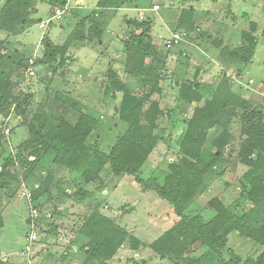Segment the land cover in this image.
I'll return each instance as SVG.
<instances>
[{
	"label": "rangeland",
	"instance_id": "rangeland-1",
	"mask_svg": "<svg viewBox=\"0 0 264 264\" xmlns=\"http://www.w3.org/2000/svg\"><path fill=\"white\" fill-rule=\"evenodd\" d=\"M118 1L122 9L117 16L115 13L114 24L109 25V28H103V31L107 29L102 39L103 44L100 43L102 40L98 41L95 38L92 28L96 25L106 26L107 19L89 24L77 23L76 31L73 30L77 38L76 43L79 44L74 45L73 49L85 48L92 46L93 42L96 43L92 46L95 49L92 54L95 60L93 65L95 73L87 86H84L86 79L82 77L86 74V63L90 58L85 57L83 53L78 55L76 51L73 53L70 51L72 46L67 57H62V54L58 53L53 60H44L45 41L49 39L52 42H62L70 34L71 30L66 24L68 18H71L68 13L62 15L60 19H54L51 25L43 29L36 19L38 16L29 11L25 23L14 32L0 29L2 57L0 72L10 78L13 86L9 92L15 98V103L21 104L20 107L24 110L20 116L12 107L8 115L11 118L8 124L13 130L12 153L18 162L25 159L32 148L26 143L31 137L29 123L36 125V116L42 111L49 115L48 127H52L60 117H65L69 121L78 118L80 110L56 97L57 94L64 96L67 87L74 88L78 83L83 85L80 92L84 101L102 105V108L98 110L96 108V111L103 112L102 121L107 125L105 124V129L98 132L99 135L89 140L101 152L109 153L128 127V123L120 116L125 93L137 95V98L142 96L140 90L150 94V99L143 104L144 113L141 119L143 124L149 125L145 113L150 112L151 116H156L153 130L158 139L156 147L140 171L134 175L113 176L111 168L107 165L101 171L99 179L86 182L82 170L63 168L61 173L55 174L50 185L51 199L48 200L50 197L45 194L38 200V205L33 202L37 209L35 214L32 212L34 209L32 205L22 196L20 185L24 181L33 190L44 184L53 163L54 152H49L41 158L36 168L30 172L19 163L10 166L15 177L12 175L10 178H0V230L4 228V237L0 242V260L1 251L9 250L14 253L19 250L24 237L25 240L27 238L26 233L28 235L31 230H35L39 236L36 243L38 246L44 228H48L49 233L54 235L53 242L59 240L56 236L58 233L64 235L63 240L72 233L77 237L85 221L94 211L102 214L99 209L102 202L93 207L88 203L89 192H100L104 187L112 189L116 186L120 187L115 198V202L119 203L115 204L117 221L110 219L125 228L134 237L138 247H132L128 240L124 243L126 248L121 246L112 261L96 264H132L136 259L146 260L145 264H183L177 256L162 258L161 254L151 247L164 234L177 235V226L181 219L174 204L160 196L156 188L149 185L151 182L163 185L171 174V164L178 162L182 156L186 155L194 161L199 159L209 161L215 154L214 142L221 129L212 128L204 132H195V139L188 148L184 147L183 138L187 134L195 107L202 106L206 100H210L223 79L229 82L235 94L242 97L244 104L237 107V117L232 118L230 143L222 150L221 158L217 159L215 165L203 176L199 189L187 201L183 214L187 218L200 216L207 222L217 214L212 205L214 200H218L238 215H243L252 206L248 198L249 183L245 179L250 167L243 163L239 150L245 140L241 135L242 113L253 107L258 108L264 122V0ZM155 5H158L159 9L155 10ZM190 7L194 11L192 21L179 25L181 10ZM50 16L46 13L42 17L47 20ZM133 20H150L152 26L146 39L148 51L145 62L148 70L142 75L129 73L125 67V41L135 29L134 24L130 23ZM62 24L65 26L64 29H61ZM252 24H256L255 30H252ZM244 32L255 37L257 42L255 56L249 63H246L243 57H237V54H245L241 50ZM174 33H179L181 40L176 45L166 46L165 40L172 38ZM53 45L58 46L54 42ZM223 49L226 50L224 53ZM34 51H38L39 58L36 62V74L28 78L25 77L23 70L26 68L28 57L34 54ZM109 60L113 62L114 69H111L112 66L107 67ZM149 66L152 67L150 71ZM152 75L158 77L160 90L154 91L148 84ZM115 84L124 85L125 91H113L112 86ZM192 84L194 85L190 92L188 88ZM191 95L196 99L190 100ZM98 97L102 99L99 101ZM132 98L130 97V101ZM155 103L159 108L157 115L154 113ZM3 118L2 115L0 120ZM6 142L0 143V172L3 164L11 156ZM20 148L22 150L18 158L16 154ZM91 156L93 159V151ZM30 160L34 158L30 157ZM78 193L80 198H85L88 193L86 200L78 201L80 199ZM72 202L77 208L70 213L68 204ZM86 206L87 210L83 208ZM81 239L80 243L84 242L85 245L88 239L82 236ZM61 246L63 244L59 250H62ZM23 248L17 252V256L13 255L12 259L20 258ZM263 248L257 242L233 231L220 253L207 252L206 249L193 250L192 259L196 261L192 264H226L234 255L240 256L242 261L239 264H243L248 258H256ZM83 249L85 250V247ZM86 250L82 254V259L75 263L84 264ZM52 256L54 264H69L60 252Z\"/></svg>",
	"mask_w": 264,
	"mask_h": 264
},
{
	"label": "trees",
	"instance_id": "trees-1",
	"mask_svg": "<svg viewBox=\"0 0 264 264\" xmlns=\"http://www.w3.org/2000/svg\"><path fill=\"white\" fill-rule=\"evenodd\" d=\"M50 1L54 6L62 5L65 2V0ZM34 2L35 0H8L0 11V29L14 32L18 27H21L25 23L29 11L33 9ZM193 14L192 7L182 9L178 20L179 25L191 22ZM130 23L134 24L135 29L125 41V67L129 73L142 75L148 70L145 62L148 51L146 39L152 27L151 21L133 20ZM252 26V30H255L256 24H252ZM92 31L96 38H100L103 29L96 25ZM76 39L74 32L62 45L54 46L53 42L47 39L44 60H53L58 53L64 57ZM242 40L241 50L245 54H237V57H243L244 61L249 63L255 56L256 38L244 32ZM223 50L224 53L226 50ZM1 58L0 55V60ZM151 68L149 66V71ZM150 78L148 84L152 89L160 90L158 77L152 75ZM193 85L188 88L190 92ZM12 86L7 74L0 72V114L4 117L10 114L12 107L18 115L22 116L24 113L20 107L21 104L17 105L12 93L9 92ZM112 88L113 91H125V86L121 84H115ZM139 93L142 94L140 98H137V95L125 93L120 116L128 123V127L119 136L109 153L101 152L89 142L97 127L98 119L83 111L75 99L63 98L58 94V99H62L69 106L80 110L77 121L72 124L65 117H60L56 119L52 127H48L49 115L42 111L40 115L36 116V125L29 123L31 137L26 143L32 148H30L27 157L18 162L15 154L10 151L11 156L1 167L0 178H10L13 175L10 166L17 163L26 167L27 172H30L36 168L41 158L49 152H54L53 163L44 184L32 190L33 201L37 204L45 194L50 197L48 200L51 199L50 185L55 174L61 173L63 168L82 170L86 182L99 179L101 171L107 165L111 168L113 176L137 174L158 142L153 130L156 116H151L150 112L145 113L149 125L143 124L141 119L144 113L143 104L151 96L144 90H140ZM130 97H133L131 101ZM189 99L196 98L191 95ZM134 101H136L135 104ZM240 104H244L242 97L235 94L229 82L223 79L213 97L206 100L202 106L195 107L188 124L187 134L183 138L184 147L188 148L195 139V132H204L212 128L221 129V133L214 142L215 154L209 161L203 159L194 161L186 155L182 156L178 162L171 164V174L163 185L150 183L149 186L155 187L160 196L174 204L176 213L181 219V222H178L177 235L164 234L151 245L156 252L161 254L162 258L177 256L183 261V264H192L196 261L192 259L193 250L206 249L207 252L220 253L233 231H237L242 237L264 247V122L263 115L258 108L253 107L242 113L241 135L245 137V140L239 150V156L243 163L250 167L245 174V179L249 183L248 198L252 206L243 215H238L231 212L218 200H214L212 205L217 210V214L207 222L200 216L187 218L183 214L187 201L199 189L203 176L215 165L217 159L221 158L222 150L230 143L232 118L237 117V107ZM155 105L156 112L154 111V113L157 115L159 108L157 103ZM1 142L4 144L0 127ZM20 150L22 148L16 154L18 158L21 154ZM92 151L94 152L93 159ZM30 157H33L34 160H30ZM13 177L15 176L13 175ZM80 231L88 239L83 246L85 250L87 249L85 262L88 264L107 263L128 240L132 247H138L134 237L125 228L97 210L87 218ZM241 261L240 256L234 255L232 260L226 264H239ZM145 263L144 259H136L132 262V264ZM243 264H264V248L256 258H248Z\"/></svg>",
	"mask_w": 264,
	"mask_h": 264
},
{
	"label": "crops",
	"instance_id": "crops-1",
	"mask_svg": "<svg viewBox=\"0 0 264 264\" xmlns=\"http://www.w3.org/2000/svg\"><path fill=\"white\" fill-rule=\"evenodd\" d=\"M7 1L8 0H0V11L4 7V5L6 4ZM118 3H119L118 0H69V5L71 6V10L67 13L69 16H71V18H68L66 24H67L68 28H70L71 32H69L70 34L67 36V38L72 34L73 30L76 31L77 26H78L77 23L84 24L86 22L89 24V22H94V21L95 22H97V21L103 22V21H106V19H107L106 22H108V23H105L106 26H100L99 25V27L103 29V28H109V25L112 26L111 24H114V22H115L114 19L117 16V13H119V11L122 9L120 7V4H118ZM53 6L54 5L51 3L50 0H35L34 5H33V9H31V12L33 15L36 14V16H38L36 19H38V21L40 23L41 21L45 20L44 17H42L44 14L47 13L48 16L52 14L51 12L53 10ZM67 13H65V14H67ZM115 13H116V16H115ZM105 14L106 15L108 14L109 16H105ZM61 17H59V19ZM52 22L50 23V25L52 24ZM64 28H65V26L62 24L61 29H64ZM106 30L107 29H105V31ZM105 31H102L100 38H96V37L95 38L98 39V41H101L103 39ZM66 39L64 41H66ZM64 41H62V42L61 41H53V42L56 45H62L64 43ZM76 42H77V40L72 43L73 45L71 44L72 47L71 48L69 47L70 51L72 50L73 53L76 51L77 55L80 53H83V54H85V57L90 58V59H87L88 62L86 63L87 64L86 74H84L82 77V78L86 79V84H84V81L82 83L84 84V86L85 85L87 86V85H89V83H91L90 79L92 78V76L95 73V70L93 68L95 60L92 58V54L94 53L93 50L95 51V49L92 46H95L96 43L93 42L92 46H88V45H90V43H89V44H87L88 47L85 46V48L84 47L83 48L76 47V49H73L74 45L75 46L79 45ZM100 43L103 44V40ZM79 47H81V46H79ZM35 52L36 51H34V54H35ZM68 52H69V49L65 55L66 57H67V55H69ZM32 55H30L29 57H31ZM37 55H38V51H37ZM76 61H77V59L75 60V62ZM108 66H112L111 69H114L113 68V62L110 60L107 61V67ZM67 85H69V84H67ZM82 86L80 83H78L77 86L74 88L73 87L72 88L67 87L65 89L67 92L63 93L64 94L63 98L64 97H71V98L75 99L76 101L79 102V105L83 111L90 113L91 115H93L94 117H96L98 119L97 127L91 135V137H94L95 135H99L98 132L100 130L105 129V124L107 125V123L102 121L103 112L100 113V112L96 111V108L98 110V108H102V105H98V103L96 104V102L94 104L93 102L84 101V97L80 92L81 91L80 88ZM56 97L57 98L59 97L58 94ZM98 99L100 101L102 98L98 97ZM86 102H87V104H86ZM102 104H103V102H102ZM77 119L75 121H70V122L72 124H74L77 121ZM118 189H120V187L114 186V187H112V189L104 187L103 189L100 190V192L93 190L94 192H91V193L89 192V195H88V193H86V197L88 195L91 198V200H90V198L88 197L89 198V199H87L88 203L90 204V206L93 207V206L100 205V203L102 202L101 207L99 206V209L102 212V214L106 215L107 217L111 218L112 220H116L115 217L118 215V213L115 210V208H116L115 204L117 205L119 203L117 201L115 202V200H116L115 198H117V196H118V195H116V191ZM78 194H79L78 198H80V193H78ZM86 197L80 198L79 200L78 199L77 200L80 202H83L84 200H86ZM75 208H77V206L75 204H73V202L71 204H68V212L71 213V212L76 211V210H74ZM83 208L86 210L88 209L87 206L83 207ZM23 220L25 221L26 219L24 218ZM3 230H4V228H2L0 230V236H1L0 242L3 240V237H4ZM49 232L50 231L48 228L47 229L44 228L40 244H39V246H38V244L35 246V253L33 254V257H34V260L36 263H38V264H54V258L52 255H56L57 252L62 253V256H64V259H66V262L69 264H77L75 262L82 259V257H83L82 254H83V252H85V250L83 249V246H84L83 243L84 242L83 243H80V242L82 241L81 236L83 238H86L84 235H82L80 233L76 237V236H74V233H72V234H69V237H67L63 240L64 235L62 233H58V234H56V236L59 240L53 242L54 235L52 233H49ZM26 236H27V233H26ZM66 236H67V234H66ZM73 236H74V238H72ZM42 241H45V242L42 243ZM62 241H63V243H61ZM25 242H26V240L24 237L23 242H22V247L19 250H21L24 247ZM66 242H68V244H66ZM62 244H63V246H61L62 250H59L60 245H62ZM125 246L126 245L123 244L121 248H126ZM19 250L15 251L14 253L9 251V250L1 251L2 259L0 260L1 261L0 264H17L20 262L25 263V262H22V260L20 258L15 259V260L12 259L13 255L17 256V252ZM4 259H6V260H4ZM83 259H84L83 262L85 264V258H83ZM119 264H121V263H119Z\"/></svg>",
	"mask_w": 264,
	"mask_h": 264
},
{
	"label": "built area",
	"instance_id": "built-area-1",
	"mask_svg": "<svg viewBox=\"0 0 264 264\" xmlns=\"http://www.w3.org/2000/svg\"><path fill=\"white\" fill-rule=\"evenodd\" d=\"M154 9L155 10L159 9V6L155 5ZM70 10H71V6L69 5V0H65V2L62 5L53 6L51 16L47 20H43L40 22L41 28H43V29L47 28L48 25H50V23L54 19L61 17L63 14L69 12ZM180 40H181L180 34L174 33L172 38L165 40L164 43L166 46L171 47L173 45L178 44ZM37 60H38L37 52H35V54H33L31 57L28 58L26 68L23 70L25 77L29 78V77H32L36 74V62H37ZM1 116L2 115L0 114V118H1ZM9 120H10V116L4 117L2 119V121L0 120V127L2 128V135H3L4 141H7L6 144L9 145L10 151L14 152V150H13L14 147H13V144L11 141V136H12L13 130H12L11 126L8 124ZM20 192H21L22 196L24 197V199L30 205H32V207L34 208L32 210V212L35 214L37 212V209L33 205V202H34L33 201V192L25 184L24 181H22V183L20 185ZM38 241H39V236H38L37 232L35 230H31V233H29L27 235L25 246L19 255L22 262H25V263L20 262L17 264H36L34 259H33V254L35 253V246H36V243ZM4 260H6V259H4Z\"/></svg>",
	"mask_w": 264,
	"mask_h": 264
}]
</instances>
